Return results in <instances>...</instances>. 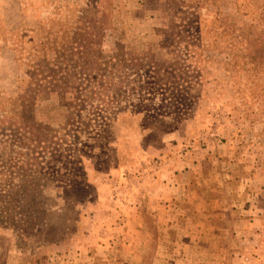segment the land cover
<instances>
[{"label": "rangeland", "instance_id": "1", "mask_svg": "<svg viewBox=\"0 0 264 264\" xmlns=\"http://www.w3.org/2000/svg\"><path fill=\"white\" fill-rule=\"evenodd\" d=\"M201 1L0 0V264H264V0Z\"/></svg>", "mask_w": 264, "mask_h": 264}, {"label": "trees", "instance_id": "2", "mask_svg": "<svg viewBox=\"0 0 264 264\" xmlns=\"http://www.w3.org/2000/svg\"><path fill=\"white\" fill-rule=\"evenodd\" d=\"M204 1L205 0H202L200 3H197L195 6V11L194 12H192V13H190V15H192L188 20H187V23L186 24H189V26H184V25H186L185 23H182V25H183V27H182V29H180V31H186V29L185 28H187V29H189L190 31L192 30V26L194 25V23H197V24H200V21H199V15H197V12L198 11H200L201 10V8H202V6H201V4H203L204 3ZM177 3V6H176V10H180V8L181 7H184V6H191L192 4L190 3V4H186V3H183V2H176ZM94 4H95V2H94ZM90 8L91 7H89V9L87 10L88 12L90 11ZM180 12H182V10H180ZM99 13L103 16L102 17V19H103V21H104V23L106 24V23H108L109 22V17H107L106 15H107V13H106V11H100V9H96L95 10V12H94V9L90 12V14L91 15H93L94 17L93 18H91V17H87V16H80V17H78L77 19L79 20V22H81V20H83V21H86L88 18L90 19V21H91V23H92V25L94 26L95 25V20H94V18H95V16L96 15H99ZM264 14V13H263ZM191 24V25H190ZM105 26H106V28L107 27H110V25H103V28L102 29H106L105 28ZM101 31V30H100ZM2 175H3V173H0V181H5V180H3V177H2Z\"/></svg>", "mask_w": 264, "mask_h": 264}]
</instances>
